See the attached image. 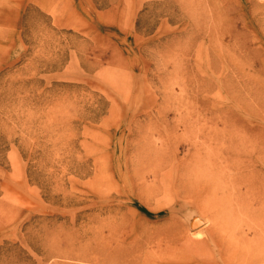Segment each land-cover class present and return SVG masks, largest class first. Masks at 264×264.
<instances>
[{"label": "rangeland", "instance_id": "374dc122", "mask_svg": "<svg viewBox=\"0 0 264 264\" xmlns=\"http://www.w3.org/2000/svg\"><path fill=\"white\" fill-rule=\"evenodd\" d=\"M198 130L264 149V0H0V264H246L245 187L206 208L160 181ZM182 200L197 223L158 235Z\"/></svg>", "mask_w": 264, "mask_h": 264}, {"label": "bare ground", "instance_id": "6f19581e", "mask_svg": "<svg viewBox=\"0 0 264 264\" xmlns=\"http://www.w3.org/2000/svg\"><path fill=\"white\" fill-rule=\"evenodd\" d=\"M196 120L198 121L199 118H196ZM197 132V134L202 137V141L199 145V150H196L192 153L190 152L191 155L189 156L188 160H181L174 166V168L172 166L166 171H163V173L161 174L162 179H160V181L162 182L166 179L169 180L171 184L172 182L176 183L178 187L177 192L179 194L189 197L190 199H196V202L198 204L201 202L206 208H210L213 205L217 206L219 204L217 198L218 194L220 192L229 193L228 189H230V186H232L236 190H241L242 187H245V195H247V197H250L254 201H257V204L260 206V208L263 209L264 149L250 148L251 146H249L248 148L242 146L228 147L225 149L206 148L204 146L205 133L201 130H198ZM216 135L217 134H215L213 138H215ZM221 137H225V134H220V136H217V138ZM200 153H203V155L201 156ZM153 155L154 153L150 152V155H147V160L149 161V164H152L151 166L155 167L154 172L156 173V164L160 163L163 165L165 161H163V159H157L159 161L158 162L153 158ZM155 157H160V155L157 154ZM139 172H141V170ZM196 202L191 200L180 201L179 212L182 213V217L184 219L182 217H177V224L171 226L168 225L165 228L159 229L158 235L169 234L176 237V232L174 231L178 229L180 230L179 227H187L188 230L191 229V227L195 223H197L199 218L197 214L198 204ZM170 215L172 218L176 216L172 213H169V216ZM256 216L260 215L257 214ZM258 223L261 225V220H259ZM262 232L263 234L262 236H260L259 241L260 245L258 246L259 254L257 256H254L256 258L250 257V252L245 254L239 253V257L238 255H236L237 253L234 252L233 254H231L232 260L234 261L235 259H245L247 263L264 264V225L262 227ZM257 235H259L258 231ZM176 239L178 238L176 237ZM258 250L257 248L255 249V251ZM223 253H225V255H228L230 253L228 242L224 244V250H221L220 256H224ZM228 260L229 258L227 259L226 264H229Z\"/></svg>", "mask_w": 264, "mask_h": 264}]
</instances>
